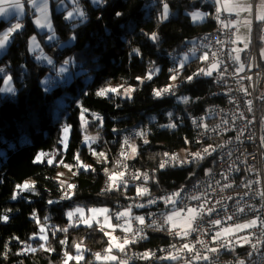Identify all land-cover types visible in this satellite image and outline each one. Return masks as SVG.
Returning <instances> with one entry per match:
<instances>
[{"label":"trees","instance_id":"16d2710c","mask_svg":"<svg viewBox=\"0 0 264 264\" xmlns=\"http://www.w3.org/2000/svg\"><path fill=\"white\" fill-rule=\"evenodd\" d=\"M167 3L169 9L177 11V14L163 23H158V16L162 11L160 0H107L102 7L83 2L81 4L87 19L82 24L74 22L77 26L73 28V23L65 20V12H56L53 2L50 8L56 39L52 41L47 40L51 34L46 32L48 30L39 33L33 22L35 15L25 3L26 15L21 19L23 29L19 34H13L15 39L0 59V67L5 66L6 72L13 76L12 82L16 89L14 95L0 96V215L6 214L9 217L7 223L0 221V249H3L5 242L11 246L8 259H0V264H20L21 261L23 264H60L63 252L68 250V246L60 245V239H67L69 246L83 241L84 247L93 252L104 249L107 246V238L103 237L101 232L80 226L70 228L68 233H57L59 239H51L49 233L50 245L56 251L49 254L40 250L38 245L42 241L28 239L38 232L39 228L31 219L33 210L42 220L52 208L55 209L54 213L48 215L49 228L53 225L58 228L67 226L69 222L65 217L66 212L79 205L87 209L106 207L110 212L114 211L117 201L123 200L125 190L100 193L107 179L104 170L113 169L118 163L115 141L131 129L147 131L149 143L138 144L139 155L129 161V165L133 163L138 168L155 169L163 149H176L182 145L185 137L190 136L188 126L183 122H175V118L178 115L193 117L213 101H217L210 96L213 88L207 79L184 83L176 89V96H153L154 88H163L171 83L167 78L171 74L169 69L176 60L172 56L173 53H180L187 46H193L192 42L197 44L212 32L215 25L211 16L201 23L192 24L190 16L187 15L195 10L214 13L211 8L189 0H167ZM117 12L122 15L116 16ZM0 25L7 26L3 21H0ZM153 31L160 35L158 45L153 44L143 34ZM33 35L37 36L43 54L51 57L57 67L64 59L75 58L74 65L69 67L71 75L60 78L46 61L35 59L39 50L36 54H30L28 40ZM73 35L77 36L75 41L70 40ZM235 47L236 43L233 48ZM133 48L140 49L141 55L133 54L130 57L129 53ZM246 54L243 52L242 60ZM150 62H155L161 72L141 85L136 77L149 71ZM191 63V69L181 70L180 80L198 68L195 61ZM21 65L24 68H21ZM49 76L52 79L48 84L42 83ZM105 81H111L115 86L126 81L127 85L137 89L132 94L133 99L113 96L110 103L106 99L96 97V89L104 85ZM85 91L90 95H82ZM63 92L66 96H63ZM182 96L191 97L195 102H178L177 97ZM196 97L200 99L196 100ZM62 99H66L65 103L59 104ZM77 101H82L91 111L104 117L105 126L94 129L99 132L103 151L108 155L109 161L99 164L94 173L77 169L78 174L68 182L76 185V188L71 190L72 198L61 199L63 191L60 189L57 195L60 203L52 207L48 201L54 193L48 192H53V188H60L56 181L58 168L34 164L32 161L38 152L53 150L61 125L67 122L74 125L75 132L70 138V150L63 152L62 156L65 163H75L72 157L77 149H80L82 140ZM117 104L120 106L117 107ZM169 113L173 116L170 117ZM169 123H176L178 127L174 130L161 127ZM113 129L117 131L114 132ZM158 174L160 182L167 187L175 186L171 182L176 181L179 184L186 178V173L182 171ZM25 181L35 183L38 194L33 195L31 191L22 192L21 201L12 205L11 195L15 186ZM64 190L68 191L66 187ZM9 208L17 209L7 212ZM13 236L19 237L21 242L32 244L38 251L27 256L15 255L14 253L20 251L22 244L11 239ZM156 242L165 240L159 235H153L145 247ZM85 255L89 256L86 253Z\"/></svg>","mask_w":264,"mask_h":264},{"label":"snow or ice","instance_id":"6c2138e0","mask_svg":"<svg viewBox=\"0 0 264 264\" xmlns=\"http://www.w3.org/2000/svg\"><path fill=\"white\" fill-rule=\"evenodd\" d=\"M60 2V0H58ZM208 3L212 5L215 9L214 13L208 11H191L187 13L190 16L191 20L194 23L202 22L208 19L210 16L212 19L216 20L220 25L218 31L221 35L225 32H231L232 36H235L234 40H222L219 37L215 39V43L221 45V47L213 51V45L211 42L203 43L196 45L194 42L193 47H191L187 53L184 54L183 59L174 63V66L169 69L171 73L167 78L169 81H177L180 77V72L185 68L189 58H193L202 62L205 66L198 68L196 71L192 72L190 75H187L183 80H180L177 84H166L163 88H154L153 96L155 98H160L164 95L176 96V89L181 87L184 83H193L194 81L199 80L200 77H209L213 82L220 83L225 81L227 76H238L239 73L244 71V65L240 62V53L246 51L251 43V39H248L247 43H244V40L237 35L240 31V26L246 28L249 35L253 32L254 25H257L261 28V31L264 32V0H259V3L256 0H207ZM25 3L31 8L35 9V12L39 15L36 16L33 21L35 25L40 29H47L49 33L48 39L50 41L56 39L55 29L51 18L49 17V0H25ZM25 3H21V0H0V17L7 16L10 10L16 12L15 19L17 20L14 24H9L7 27L0 25V50L6 49V47L15 39L13 36L14 33L19 34L23 29V23L21 17L25 14ZM74 8L72 11H69L65 16L66 20L76 21L79 20V23H84L87 19L86 12L79 6L80 0H72ZM93 5L97 7H102L107 3V0H91ZM162 4V11L158 16V23H163L169 18V4L167 0H160ZM246 14V15H245ZM122 13L117 12L116 16H121ZM231 16L233 19L222 20V16ZM251 17V18H249ZM99 19V17L97 18ZM73 28L77 24L73 23ZM235 31H232V30ZM153 44H159L160 35L158 32L153 31L151 33H143ZM11 38V39H10ZM77 36L73 35L70 40L75 41ZM205 41L209 40L208 36L203 38ZM261 41H264V35L260 36ZM237 42L244 43L243 48H232L225 52L223 45L226 43L235 44ZM204 49H207L204 51ZM39 54L35 56L37 61H46L48 65L52 66V71H55L57 75H63L66 73L70 66H73L75 63L74 57H69L64 59L63 62L57 67L55 61L43 54V50L40 47V43L37 42L35 35L31 36L28 40V51L31 53ZM197 51H200L199 56L196 55ZM235 53V55H233ZM141 55V51L138 48H133L129 53V56ZM226 57L227 61L239 65L235 68L232 73L229 72V68L226 65L224 58ZM260 57L264 59V48L260 50ZM151 67L149 71L143 76H137L136 79L139 84H143L145 80H152L153 77L161 72V69L155 65V62H150ZM178 65V66H177ZM21 68H24L21 65ZM250 70V69H249ZM52 79L49 76L45 81H42L45 85ZM251 80V77H247ZM13 76L8 74L5 71V68L0 67V82L4 85L0 87V92L2 93H11L15 94L16 89L12 86ZM127 82L124 81L116 86H112L111 81H105V84L97 88L94 95L101 99H106L110 103L112 102V97H121L123 99L131 100L133 99L132 94L137 90L131 85H127ZM47 90V88L45 89ZM241 91L248 95L247 89L242 88ZM228 93H225L227 95ZM82 95L88 96L90 93L87 91L83 92ZM215 95V93H213ZM199 97H196V100H199ZM178 102L189 104L194 103L195 101L188 96L177 97ZM230 103H233V100H229ZM249 111H251V101H246ZM79 117V128L80 134L83 139L81 140L82 144L88 146V150L91 155L97 158L99 162L100 158L104 159V162L109 161V157L105 152L97 151L92 147L99 138V132L96 136H91L88 134L89 127L103 128L105 126V119L99 113L91 111L90 108L86 107L82 101L76 102ZM117 107L120 105L117 104ZM169 116L172 117L173 114L169 113ZM238 118L245 119L243 113L238 114ZM98 122V123H95ZM251 121H249L250 123ZM223 124H227V120L222 121ZM193 127L197 130L194 138L185 137L183 143L185 145L191 146L192 144H200L201 147L197 151H191L190 148H185V158L181 159L177 154L164 153L165 159H163L159 165V169H164L168 167H180L186 164L199 165L200 162L205 161L209 157L213 156V153L217 151V147H223V145L213 146L207 144V135L210 132L217 131L220 128V125H216L215 128H210L207 123H204L203 117L192 120ZM161 127L166 129H176L178 125L176 123H169L162 125ZM202 129V131H200ZM116 132V129H113ZM75 132V127L71 123H64L61 125V128L57 134V139L55 146L51 152L41 151L38 152L33 158L34 164H45L47 166L54 167H64L69 171H72L73 168L82 169L84 172H95L96 168L91 164L84 163L80 150L73 154L72 159L76 162L75 164L65 163L62 153L68 152L70 150V138ZM148 132L144 129H141L134 133V137H139L143 140L145 144H148L147 139ZM243 135V132L240 133ZM239 139V136H237ZM261 147H264V139H262ZM133 158L136 155H139L137 147L132 144L129 138H125L122 144V152L120 154V159H127L129 151ZM123 167V170H120ZM129 166L121 163H117L115 170L105 169L107 174V182L104 189L101 190L100 194L111 191H120L129 188V179H127ZM229 170L232 169L229 166ZM211 169H204L205 175H211ZM72 174L75 176L78 174L76 171H72ZM191 175H195V172L190 170ZM58 175H63L58 173ZM222 178L227 181L229 176L222 172L220 174ZM131 180L142 181L140 185L135 186L136 197L143 199L145 196L149 197L146 203H135L128 206L124 211L116 212L112 214L108 208H88L87 210L83 207H76L72 211L66 213L68 223L65 227H56L52 226L51 228L47 225V216L41 220L37 215L35 210L31 214V219H33L36 224L39 226L38 232L29 236V240H38L42 241L39 243L38 248L45 252L51 254L56 251L55 248L51 247L49 242V233H51V239H59L57 233L63 232L68 233L70 228H79L83 225L87 229L92 231H99L103 234V237H107L106 240L107 246L104 248L103 253L96 252L92 253V258L90 259L85 255L89 250L84 247V242L79 241L71 244L67 239H60L59 243L62 246H68V250L63 252L61 257L60 264H96V262H102V264H129L130 259H137L141 261L151 262V264H180L183 261V264H219V259L221 253H226L233 256V259L228 261V264H247L248 260L259 253V259H264V217L256 215L254 217L246 219L244 223H232L228 224L229 221H234V217H238L240 214L245 212V207L237 206L236 211L232 215H227L225 217L219 216V210L217 207L212 205L211 200L207 198V190L204 193L199 195L193 192L189 194L186 192V189L182 186L178 190H174L170 193H164L160 196H153L152 192L147 187L150 180L153 183H158L154 177H150L146 172H140L139 170L135 171L131 175ZM215 183L220 186L221 190L224 188L232 187L231 183L221 184L219 180H216ZM255 183L260 184L261 181L257 180ZM198 184H193V189H199ZM208 188H211L212 185L208 184ZM246 187H251V184L246 185ZM76 185L73 183H67L65 191V184L61 182V190L63 191V196L61 199H71V190L75 189ZM25 191H31L33 195H37L35 183H29L25 181L22 184H17L15 190L11 195V199L16 200L20 193ZM259 199L261 201V209H264V191L258 193ZM232 199V197H228ZM195 202V203H185V201ZM59 203V201L49 200L48 204ZM163 204L164 208L168 209L166 212L160 213L157 216L156 213L146 214V215H133L131 209L135 208H147L151 205ZM216 204L222 205L223 201H216ZM261 209L251 208L253 212H260ZM7 212H10L11 209H7ZM227 211V209H225ZM213 214L216 215V218H212ZM103 217V220L100 218ZM155 217V218H154ZM209 219L206 221L205 218ZM9 217L5 215H0V221L7 223ZM121 221L123 223H113L112 221ZM207 223L208 227L204 228L203 225ZM134 225H139L135 227ZM105 229H108L107 231ZM117 229L124 233L123 237L117 236ZM147 230L153 232H164L171 236L174 240H179L180 244L176 243L170 244L169 248L164 249L160 248L157 250H146L142 253H135L132 257L127 256V251L130 245L139 243L142 240L149 239V236L146 233ZM216 229V231H212ZM250 229H257L259 235L249 232ZM241 233H244L241 235ZM198 234V235H194ZM191 237V240L189 239ZM201 237H208V240L202 239ZM11 239L18 241L23 246L20 251L14 253L17 256H25L29 253L35 254L38 251L37 247H34L32 244L19 241V237L13 236ZM194 241V242H193ZM247 246L250 250L247 251L246 258H240V255L236 252L237 248H244ZM11 252L8 242H5L3 249H0V259L7 260L8 255ZM119 253L120 255H117ZM158 253H160L158 255ZM23 264V261L20 262Z\"/></svg>","mask_w":264,"mask_h":264},{"label":"built area","instance_id":"2783aa9c","mask_svg":"<svg viewBox=\"0 0 264 264\" xmlns=\"http://www.w3.org/2000/svg\"><path fill=\"white\" fill-rule=\"evenodd\" d=\"M189 1L192 3H198L200 6H205L215 11V9L210 3L207 2V0ZM221 19L225 21L230 20L227 15L222 16ZM214 21L215 25L212 32L206 35L209 37V40L205 41L202 38L196 45L211 42L213 45V51H216L221 47V45L215 43V39L217 37L226 41L234 40L236 37L232 36L231 32H225L223 35H221L220 31H218L220 25L216 20ZM258 29L255 28L254 30L250 50L243 60L240 58V62L244 65L243 72L239 73V75L235 77L227 76L225 81H221L220 83L213 82L209 77L199 78V80L207 79L211 82L213 91L210 96L217 101H213V103L207 106V108H205L201 113L193 117L178 115L175 118V122H178L179 124L183 122L188 126L190 130L189 138H194L197 132V130L192 125L193 119L203 117L204 123H207L210 128H215L216 125H220V128L217 131L210 132L207 135V144H211L214 147L217 145H223V147H217V151L213 153L215 160H213L212 157H209L205 161L200 162L199 165L186 164L180 167L166 166L164 169L158 170L159 163L165 159L163 155L164 153L167 152L170 155L177 154L181 159H184L185 148H190L191 151H197L201 147L200 144H192L191 146H188L183 143L175 150L164 149L160 155L159 163L155 169L149 170L146 168H138L133 163L129 165V161L135 159L133 158L130 149L128 150V158L120 159L122 144L126 137L131 140L132 144H134L137 140H140V143L144 144L142 139L139 137H134V133L138 131L137 129L128 131L115 142L117 143L116 156L118 158V162L121 163V165L126 164L129 166L128 175L126 178L129 179L130 184L128 189H124L126 193L123 197V200L117 201L114 211L111 212L112 214L124 211L128 206L135 203H146L149 197L145 196L143 199L136 197L135 186L140 185L142 181L131 180L132 173L139 170L140 172L148 173L150 177H154L155 180L158 181V183H153L152 180H150L147 185L153 196H160L164 193H170L174 190H178L182 186L189 194L195 192V194L199 195L207 190V198L211 200L213 206L218 208L219 216L221 218L227 215H232L236 211L237 206L245 207V212L240 214L238 217H234V221H229L228 224H232L234 222L244 223L246 219L256 215L264 217V209H261V201L258 195L260 191H264V147H261L262 139H264V61H262V58L260 57V50L264 48V41H261L260 36L264 35V32L261 31L260 27ZM232 31H234V29ZM233 46L234 44L232 43H226L223 45L225 52L232 49ZM191 47L193 46H187L180 53H173L172 56L174 59H176L175 63L183 59L184 54L187 53ZM206 50L207 49H204V51ZM200 54L201 52L197 51L196 55L199 56ZM222 58L225 59L230 73H232L235 68L239 67V65L227 61L226 57ZM189 60L195 61L198 68L205 66L202 62L191 57ZM189 60L185 68L191 69L192 63ZM192 72L194 71H191V73ZM247 77H251V80L247 79ZM179 82L180 78L177 81H171V84H177ZM242 88L247 89L248 95H245L241 91ZM213 93H215V95H213ZM225 93L228 94L225 95ZM230 99L234 102L230 103ZM246 101L252 102L251 111H249ZM239 113H243L245 119L238 118ZM223 120H227L228 123L226 125L223 124ZM249 121L251 122L249 123ZM200 131H202V129H200ZM241 132H243V135H240ZM237 136H239V139H237ZM147 139L149 141V136H147ZM229 166H231L234 170H229ZM204 169H211V175H205ZM120 170H123V167H121ZM190 170L195 172V175H191ZM172 171L185 172L186 178L182 183L178 184L176 181H174L171 182V184H174L175 186L167 187L160 182L158 173H167ZM222 172L229 176L227 181H225L220 175ZM216 180H219L221 184L231 183L232 187L221 190L220 186L215 183ZM257 180H260L261 183H255ZM106 182L107 181L104 182V188L106 186ZM193 184H198L200 186L199 189L194 190ZM208 184H211L212 187L208 188ZM249 184H251V187H246V185ZM228 197H232V199H228ZM219 200L223 201L222 205L216 204V201ZM185 203L187 204L195 202L186 200ZM251 208L261 209V211L253 212L251 211ZM225 209H227V211H225ZM131 211L133 215L156 213L157 216H159L160 213L166 212L168 209L164 208L163 204H157L151 205L147 208L133 207ZM212 218H216V215L213 214ZM100 219L103 220L102 217ZM208 219V217L205 218L206 221ZM112 222L123 223V220H113ZM134 226L139 227V225ZM203 227L207 228V223H205ZM212 231L214 232L216 229H213ZM248 231L254 233L257 236L259 235L257 229H250ZM146 233L149 236V239L153 235H159L160 237L164 238L165 242H156L149 247H145V245L149 242V239L142 240L137 244L129 246L127 251L128 257H132L135 253H142L149 249H167L172 243H176L177 245L180 244L179 240H174L171 236L164 232H153L146 229ZM243 234L244 233H241V235ZM117 235L123 237L124 233L117 229ZM201 238L205 239L206 241L208 240V237ZM189 239L191 240V237H189ZM22 246L23 245H21V247ZM103 250L104 249H102L100 252L103 253ZM249 250L250 249L245 246L244 248H237L236 252L240 255V258L244 259L246 258L247 251ZM86 254H89L90 259L92 258L91 251L86 252ZM159 254L160 253H158V255ZM258 257L259 253L254 255L251 260H248L247 264H264V259H259ZM232 259L233 256L222 252L219 259V264H228V261ZM129 264H151V262L130 259ZM180 264H183V261H181Z\"/></svg>","mask_w":264,"mask_h":264},{"label":"rangeland","instance_id":"374dc122","mask_svg":"<svg viewBox=\"0 0 264 264\" xmlns=\"http://www.w3.org/2000/svg\"><path fill=\"white\" fill-rule=\"evenodd\" d=\"M22 2H24L25 3V0H21V3ZM83 2H87V0H80V7L83 9V4H81V3H83ZM256 2L257 3H259V0H256ZM53 3V2H52ZM51 0H49V7H51ZM89 3L92 5V6H94V7H97L96 5H93L92 3H91V0H89ZM54 9L56 10V12H65V16L67 15V13L69 12V11H72L73 10V8H74V5H73V3H72V0H60V2H58V1H55L54 2ZM84 10V9H83ZM169 18H171V17H175L176 16V14H177V11H171L170 9H169ZM26 15V4H25V14L20 18V19H22V18H24V16ZM246 15V14H245ZM11 16H15L16 17V12L15 11H13V10H10L9 11V13L7 14V16H4V17H2V19L3 20H1L0 19V21H3V22H6V24H7V26L9 25V24H14V23H16L17 22V20L15 19V22H12L11 21ZM65 16H64V18H65ZM1 18V17H0ZM168 18V19H169ZM249 18H251V17H249ZM66 20V19H65ZM67 22H70V23H74V22H76V23H79V20H76V21H69V20H66ZM167 21V20H166ZM203 22V21H202ZM190 23H192V24H198V23H194L192 20H191V18H190ZM199 23H201V22H199ZM6 26V27H7ZM39 30V33H41V32H43V31H45V30H40V29H38ZM46 32H48V31H46ZM238 34L241 36V37H246L247 39L244 41V43H247V41H248V38H251V34L249 35V33L247 32V30H246V28L245 27H243V26H240V31L238 32ZM36 38H37V36H36ZM11 39V38H10ZM47 40H48V38H47ZM37 42H38V39H37ZM244 43H242V45H238V42H237V47H235V48H243L244 47ZM9 46V45H8ZM8 46L6 47V49H4V50H0V59H1V57L3 56V54L7 51V48H8ZM249 46H250V44H249ZM248 49H249V47H248ZM248 49L246 50V51H244V52H247L248 51ZM38 52V51H37ZM242 53V52H241ZM240 53V54H241ZM30 54H36V53H31L30 52ZM241 58V57H240ZM1 67H3V68H5V66H1ZM5 71H6V68H5ZM72 73L69 71V69H68V71L66 72V73H64L63 75H60V78H65V77H68V75H71ZM80 76V75H79ZM78 76V77H79ZM77 77V76H76ZM77 77V78H78ZM73 81H71V83H72ZM4 85L2 84V87H3ZM12 86L14 87V85H13V82H12ZM112 86H115V85H112ZM11 93H2V92H0V96L1 97H4V96H6V95H10ZM63 94V96H66V93L65 92H63L62 93ZM65 100L66 99H62V100H60L58 103L59 104H64L65 103ZM95 123H98V122H95ZM88 134L89 135H91V136H96L97 135V132H96V130L94 129V127H92V129H89L88 128ZM82 139H83V137H82ZM138 144H140V140H137L135 143H134V145L138 148ZM92 147L93 148H95L97 151H100V152H105V151H103V146H102V144H101V138H99V140L95 143V144H93L92 145ZM80 153H81V157H82V159H83V161H84V163H86V164H91V165H93V167H95L96 168V170H97V166L99 165V164H104L105 162H104V159L103 158H100V160H99V162L97 161V158L95 157V156H93V155H91V153L89 152V150H88V146L87 145H85V144H82L81 143V145H80ZM76 163V162H75ZM74 163V164H75ZM58 168V173H62L63 175H58V173H57V177H56V181L60 184V188L58 187L57 189H55V188H53L54 189V191L53 192H51V191H49L48 193L49 194H53V195H51V200H53V201H59V203H60V200H59V198L57 197V195H58V193L61 191L60 189H61V182H63L64 184H65V187H66V184L69 182V180L74 176L73 174H72V171H76L77 172V169L76 168H73V170L72 171H69L67 168H64V167H62V166H60V167H57ZM115 168H116V166H114V168L112 169V170H115ZM82 170V169H81ZM89 172H91V173H94V172H92V171H89ZM106 181H107V179H106ZM30 183V182H29ZM18 201H21V199H20V196L16 199V200H13V199H11V204L12 205H17L18 204ZM52 207H55L56 205H58V203H55V204H50ZM80 207H83V208H85V209H87V207H85V206H81V205H79ZM79 206H77V207H79ZM9 209H11V211H16V209L17 208H9ZM74 210V209H73ZM72 211V210H71ZM55 212V209H51L50 210V212L46 215L48 218H49V214L51 215L52 213H54ZM67 213V212H66ZM45 217V216H44ZM65 217H66V219H67V216H66V214H65ZM103 218V217H102ZM43 220V219H42ZM9 221V220H8ZM67 221H68V219H67ZM49 222V220H47V223ZM69 222V221H68ZM70 223V222H69ZM81 226H83V225H81ZM106 231L108 230V229H105ZM9 248L11 249V246L9 245Z\"/></svg>","mask_w":264,"mask_h":264},{"label":"crops","instance_id":"0c3cea01","mask_svg":"<svg viewBox=\"0 0 264 264\" xmlns=\"http://www.w3.org/2000/svg\"><path fill=\"white\" fill-rule=\"evenodd\" d=\"M52 2V1H51ZM87 2H89V0H87ZM22 3H24V2H22ZM29 8H30V10L33 12V14L35 15V18H36V16L37 15H39L38 13H36L35 12V9H33V8H31L29 5H27ZM48 12H49V17L51 18V8L49 7V9H48ZM230 19H233V17H231V16H228ZM1 20H3L2 19V17L0 18ZM35 20V19H34ZM11 21L12 22H15V16H11ZM258 27L259 26H257V25H254L253 26V28H254V30H255V28L256 29H258ZM38 29H40V28H38ZM40 30H45V29H40ZM47 30V29H46ZM254 30H253V32L251 33V43H252V37H253V34H254ZM235 31V30H234ZM258 31H259V29H258ZM237 35L238 36H240L238 33H237ZM257 35H258V33H257ZM241 37V36H240ZM244 41L247 39L246 37H241ZM249 39V38H248ZM248 42V41H247ZM251 43H250V46H249V49H248V51L250 50V47H251ZM237 44V43H236ZM238 45H242V43H240V42H238ZM236 47H237V45H236ZM248 51L247 52H245V53H248ZM244 52V51H243ZM243 52L240 54V57H242L243 55ZM115 235H117V231H116V233H114ZM118 236V235H117ZM107 238V237H106ZM108 239V238H107ZM117 255H120L119 253H117Z\"/></svg>","mask_w":264,"mask_h":264},{"label":"bare ground","instance_id":"6f19581e","mask_svg":"<svg viewBox=\"0 0 264 264\" xmlns=\"http://www.w3.org/2000/svg\"><path fill=\"white\" fill-rule=\"evenodd\" d=\"M55 1H58V0H53V2H55ZM262 61H264V59H262ZM131 130H132V129H131ZM129 131H130V130H129ZM121 137H122V136H121ZM121 137H120V138H121ZM120 138H119V139H120ZM182 144H183V142H182ZM163 150H164V149H163ZM163 150H162V151H163ZM173 150H175V149H173ZM162 151L160 152V154L162 153ZM86 210H87V209H86ZM88 250L91 251L90 249H88ZM91 253H96V252L91 251ZM88 255H89V254H88ZM88 257L90 258V256H88ZM96 264H102V262H96Z\"/></svg>","mask_w":264,"mask_h":264}]
</instances>
